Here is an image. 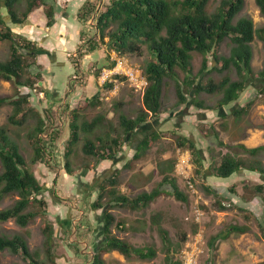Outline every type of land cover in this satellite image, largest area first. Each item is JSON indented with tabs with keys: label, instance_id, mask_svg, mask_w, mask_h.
I'll return each instance as SVG.
<instances>
[{
	"label": "rangeland",
	"instance_id": "1",
	"mask_svg": "<svg viewBox=\"0 0 264 264\" xmlns=\"http://www.w3.org/2000/svg\"><path fill=\"white\" fill-rule=\"evenodd\" d=\"M101 2L108 3V0H98L99 7ZM219 2L220 0H210L207 11H214ZM25 5L26 0H20L16 6L17 10H24ZM33 11L28 16L29 20L20 24L11 23L5 16L4 8H1L0 15H3L6 21L4 24L10 27L15 36L34 41L40 49L35 64H31L24 74L27 76L39 71L41 80L37 85L40 87H16L12 82L0 79V95L12 97L16 93L27 94L32 109L39 112L47 124L58 128L60 132L47 161L33 163L31 162L34 155L33 139H30L29 135L36 125V120L28 117L23 124L14 125L7 122V117L12 111L11 105L5 104L0 107V125L6 124L8 134L19 145L29 168L43 184V190L38 196L43 198L46 204L45 212L35 216L24 227L17 225L13 219L0 222V232L7 235L13 233L24 235L30 250L38 253L37 258L43 264H52L42 249L41 226L49 222L54 229L55 264L89 263L94 251L91 242L94 243L102 236L99 233L100 219L94 223L89 218V213L92 211L91 202L100 192L99 185L103 184L105 187L101 200L103 204L107 203V191L111 188L130 197L143 190L150 191L158 186L162 179L158 168L163 167L165 163L159 157L166 153L169 157L167 159H175L176 163L178 147L175 140L177 135H182L194 141L201 157V163L195 165L190 158L189 150L180 148V151L190 158L189 179L196 188V193L189 192L186 179L174 170L176 182L180 189L188 195L186 202L177 200L171 194L170 187L163 185L162 194L145 206L130 209L114 205L110 208L115 220L122 224L121 228H118L114 223L111 226V234L135 248L152 247L155 255L152 258H140L133 252L125 256L117 250H112L102 253L104 264H170L168 257L173 260L181 259L185 244L194 241L197 234L204 244V252L199 255L198 264H264V204L260 202L253 190L254 183L262 181L261 176L258 173L253 174L252 171L245 174L243 170L247 169L242 168L240 172L233 173L231 178L223 179L213 176L212 171V166L219 162L220 155L225 152L244 159L246 163L252 158H257L264 166V152L252 157L238 146L242 144L238 141L246 136L249 128L253 132L251 133L253 141L246 147L264 143V80H248L239 97L224 105L222 112H219L218 107L213 112L207 109L199 112L192 104L176 106L175 81L177 79L181 81L184 77V72L176 68V77L166 78L167 83L163 84L161 112L158 117L148 116L147 121L132 132L129 139L122 141L114 157L117 159L93 172L90 169L94 166L90 164L98 163L100 160L83 153L84 139L90 138L98 144L95 140L96 135L108 133L111 137L122 136L119 115L123 113L128 117H135L140 109H143V93L133 91L124 79L118 80V87L115 91L99 85L95 71L105 66L106 62L108 63L107 57L111 52L104 44H100L99 48L92 53V57L79 55L75 45L74 51L77 54L72 55L73 49L68 47L70 57L61 56L65 59L66 65L62 68L58 67L54 52H48L41 45L44 41L43 5L34 8ZM241 16L250 17L255 28L264 25V15L260 14L255 0H244L243 8L237 14L236 19ZM88 22L93 24L95 19L91 17ZM4 24L0 23V31L5 30ZM39 25L41 28L38 31ZM57 27L58 23L54 28ZM86 31L84 34L89 37L92 31L89 29ZM53 33L52 31L51 34ZM9 43L8 40L0 41V60L9 58ZM250 44L252 48L251 65L255 74L262 66L264 50L257 36H254ZM230 47L231 41L229 37H226L218 44L216 54L227 56ZM125 56L130 65L139 66L143 71L146 63L153 59L145 44L141 45L140 54L130 53ZM206 58L209 68L215 65L211 53L206 54ZM202 59L201 53H192L193 75H196L200 69ZM74 62L80 63V67L78 68ZM224 74L231 79L238 78L235 69L231 66L228 70L201 73L200 78L203 83H206L208 78L218 82ZM78 76L80 77L77 78ZM86 85H91L89 86L91 88H87ZM95 87L99 94L94 92ZM99 88L101 91L98 90ZM188 91L187 101H191L193 94L190 93V89ZM220 96V92H200L195 95L207 106L215 105ZM94 98L97 101L92 103ZM250 99L253 104L249 111L242 114L240 120L235 121L232 109L244 105ZM74 110H78L77 123L91 120L99 114H103L104 119L93 132L79 131V140L72 145V152L67 158L70 169V173H67L63 152L67 145L69 123ZM184 119L186 122L183 121ZM152 131L160 132L161 138L153 142L139 159H132L137 144L143 136ZM42 136L46 135L42 134ZM220 141L222 144L219 143ZM196 170H200L201 173H196ZM113 174H116V183L109 185L106 180ZM207 185L212 186L216 195L206 191L204 186ZM231 187L234 191L230 190ZM16 198L18 196L15 194L5 196L0 202V209L11 205ZM216 201H221L230 207L219 210ZM196 208L201 212L198 219L195 217ZM97 211L101 213V209ZM230 224L245 225L247 231L244 233L227 232ZM95 225L100 226L94 231ZM162 229L167 231L169 244L162 239ZM211 237L216 238L210 245ZM77 240H82V242H76ZM74 242L78 246L69 244ZM82 247L84 248L81 252ZM76 248L80 249L79 252ZM0 264H28V261L21 254H12L4 250L0 251Z\"/></svg>",
	"mask_w": 264,
	"mask_h": 264
},
{
	"label": "trees",
	"instance_id": "2",
	"mask_svg": "<svg viewBox=\"0 0 264 264\" xmlns=\"http://www.w3.org/2000/svg\"><path fill=\"white\" fill-rule=\"evenodd\" d=\"M19 1L0 0V10L1 8L6 10L5 16L13 24L23 23L28 19L34 8L46 3V0H26L24 10L18 11L16 6ZM209 1L108 0V3L101 2L99 7L98 0H85L80 5L77 11V19L81 24H87V28L92 31V34L89 37H85L83 45L78 49L79 55L93 53L99 48L100 44H104L109 50H114L121 54H140L141 45L145 44L153 57L144 66V74L148 85L142 94L143 109H140L133 118L123 113L119 115L122 136L111 137L108 133L96 135L95 140L98 144L86 137L82 145L83 153L94 156L98 160L114 158L122 141L127 140L126 138L129 139L132 132L147 121L148 116L158 117L161 112L163 84L167 83L166 78L176 77V68L184 72L183 79L175 81L176 106L192 104L196 108L201 109L221 108L239 97L248 80H264V59L261 68L254 74L251 65L252 48L250 44L254 36H257L262 42L264 50V25L255 28L252 19L248 16H241L236 19L237 14L243 8L244 0H220L218 6L212 12L207 11ZM255 3L259 8L260 14L264 15V0H255ZM45 15L47 17L46 25L51 26L53 21L52 8L46 10ZM0 16V23H6L3 15L1 14ZM91 17L95 19V23L88 24L87 22ZM5 26V30L0 31V41L8 40L10 42V55L9 58L0 60V79L10 81L16 87L35 88L37 86L39 88L40 86L37 85L41 80L39 71L27 76H24V74L31 64H35L34 62L40 49L34 41L15 36L10 27L7 24ZM226 37H229L231 41L229 54L227 56L217 55L216 48ZM193 52L203 55L201 67L196 75L192 74L191 59ZM209 53L213 56L215 63L210 68L207 66L206 58V54ZM112 64V62H108L105 65L111 66ZM230 66L235 69L238 75L237 79H231L227 74H224L218 82L212 78H208L206 83L201 81V73L228 70ZM99 71L100 68L96 69V76ZM120 79L122 78L120 77ZM107 86L110 87L111 85ZM188 89L193 94L191 101H187ZM200 92H220L221 96L215 105L207 106L203 100L195 97ZM94 101H97L96 98L92 99V103ZM5 104L12 107V111L7 117V122L21 125L26 122L28 117L36 120V125L32 128L29 135L30 139H33L34 150L31 162L47 161V157L51 156L52 149L58 139L59 129L47 124L43 116L32 109L27 94L16 93L12 97L0 95V107ZM252 104L253 101L250 99L244 105L236 106V108L232 109L234 120H240L242 114H246ZM219 112H222V110L220 109ZM77 117L78 110L72 111L69 123V136L63 152L64 166L67 173H70L67 158L72 152V145L79 140V131L84 133L93 132L102 124L104 119V115L99 114L91 120H83L77 123ZM42 134L46 136L44 137ZM160 138L161 134L158 131H152L148 135L143 136L135 148L132 159H139L144 154V151ZM175 141L179 149L189 150L193 164L201 163L199 151L192 139L177 135ZM219 143L222 144V141ZM238 146L252 157L264 152V143L254 147H246L243 144ZM163 161L165 163L164 166L158 168V172L162 174V179L158 186L150 191L143 190L130 197L115 188H111L107 191V203L103 204L101 200L105 187L103 184L99 185L100 192L90 206L91 210L101 209L99 219L101 221L100 235L102 236L94 243L91 242L94 251L87 264H104L102 253L112 250H117L125 256L133 252L140 258H152L155 255V250L152 247L135 248L111 234V226L114 223L118 228H121L122 224L120 221L115 220L110 208H113L114 205L130 209L145 206L163 192V185L170 187L171 194L177 200L186 202L188 195L180 189L173 174L175 159ZM0 164V202L7 195L15 194L18 196L11 205L0 209V222L13 219L17 225L24 227L35 216L45 212V201L38 196L43 190V184L39 182L34 172L29 168L19 145L8 134L6 124L0 125ZM242 168L256 172L261 176L262 181L254 183L253 190L260 202L264 204V166L259 159L252 158L246 163L244 159L225 152L220 155L219 162L212 166V171L214 176L225 179ZM196 173H201V171L196 170ZM106 181L109 185H114L116 183V174L111 175ZM204 188L207 192L216 193L210 185L204 186ZM230 190L234 191L233 187ZM216 203L219 210L230 207V205H225L221 201H216ZM246 231L247 226L237 224H230L227 229V232L235 233H244ZM41 232L43 234L42 249L47 259L52 264H55L53 225L45 222L41 226ZM161 234L163 241L169 244L167 231L162 229ZM215 238L211 237L210 245ZM76 242L69 244L75 246ZM4 250L12 254H21L28 261V264H43L37 258L38 253L30 250L27 239L22 234L13 233L12 235H7L0 232V251ZM79 250L76 248V251L79 252ZM168 261L170 264L181 263L180 259L173 260L169 257Z\"/></svg>",
	"mask_w": 264,
	"mask_h": 264
},
{
	"label": "crops",
	"instance_id": "3",
	"mask_svg": "<svg viewBox=\"0 0 264 264\" xmlns=\"http://www.w3.org/2000/svg\"><path fill=\"white\" fill-rule=\"evenodd\" d=\"M84 1L85 0H55V2H54V0H49V1L46 0V3L43 5V40L44 41H43V44H41V45H43V49L47 50L48 52H50V53L54 52V57L56 59L57 64H59L58 67H60V68L65 67V65H66V61L64 59L65 58L64 56L70 57V55L68 56V53H69L68 47H71L73 49V52L71 51L72 55L73 54L76 55L77 53H75V51H74V45L76 46V49L77 48L80 49L84 43L83 41H84L86 36H85V34H83V32L88 30V28H87L88 26H87V24H81L77 19V11H78L80 5ZM50 8H52V12H53V16H52L53 21H52L51 26H47L46 25L47 17L45 15V11L48 9L50 10ZM29 18H28V20H29ZM30 20L33 21V19H30ZM56 23H58V27L54 28L56 26ZM87 23L90 24L89 22H87ZM40 28L41 27L39 25L37 27V30L39 31ZM51 30L54 32L53 34H51V32H52ZM35 31H36V29H35ZM61 56H63L64 58ZM84 56L92 57V53L86 54ZM69 64L71 65L70 62H69ZM74 64L78 68L80 67V63L74 62ZM79 77L80 76H78L77 78H79ZM89 86H91V85H89ZM89 86L86 85V87L90 89L91 87H89ZM98 87H99V85L97 86V88ZM97 88L95 87L94 92H96ZM98 90L101 91L100 88ZM96 94H99L98 91L96 92ZM222 107L219 108L218 110L219 111H220V109L224 110V109H222ZM197 109L199 110V112H204V109H201V108H197ZM207 110H209L210 112L214 111V109H207ZM183 121L186 122V119H184ZM250 130L251 129L249 128L246 131V136L241 138L238 141V143H242L245 146H248L247 144L252 143L253 140L251 139V133H253V132H252V130L251 131ZM261 144H263V143H261ZM161 156L159 157V159H161V161L169 158V157H167L166 153L161 154ZM116 159L117 158H112L111 160L106 159V160H100V162H98V163H91L90 166L93 165L94 168H91L90 171L94 172L95 170H100V168H102V166L110 164L109 162L113 163V161ZM243 171H245V174L247 172H249V173L251 172L249 170H243ZM237 172H240V171H237ZM253 174L256 175L257 173L253 172ZM231 176L229 178H231ZM99 214H100L99 211L92 210L89 213V218L92 220L91 222L96 223L97 219H99ZM90 225H91V223H90ZM99 226L95 225L94 231L96 230L95 228H98ZM92 233H93V231L90 233V235ZM99 233H100V231H99ZM77 241L80 243L82 242V240L81 241L77 240ZM83 248L84 247L81 248V252H82Z\"/></svg>",
	"mask_w": 264,
	"mask_h": 264
},
{
	"label": "built area",
	"instance_id": "4",
	"mask_svg": "<svg viewBox=\"0 0 264 264\" xmlns=\"http://www.w3.org/2000/svg\"><path fill=\"white\" fill-rule=\"evenodd\" d=\"M108 62H112L113 64L111 66H103L98 73L97 80L100 86L108 87L107 85H111L108 90L115 91L118 87L117 82L121 77L128 82L133 91L138 93L144 92L148 85L144 71L139 66L130 65L125 54L112 50L108 55ZM177 152L178 158L175 163V171L186 179L185 182L189 192L195 194L197 190L189 179L191 169L190 158L186 157L187 154L181 152L179 148ZM195 212V217L198 219L201 212L198 208L195 209ZM203 250L204 244L201 242L199 234H197L194 241L185 244L181 253L180 264H198V257L204 252Z\"/></svg>",
	"mask_w": 264,
	"mask_h": 264
},
{
	"label": "bare ground",
	"instance_id": "5",
	"mask_svg": "<svg viewBox=\"0 0 264 264\" xmlns=\"http://www.w3.org/2000/svg\"><path fill=\"white\" fill-rule=\"evenodd\" d=\"M107 63V62H106Z\"/></svg>",
	"mask_w": 264,
	"mask_h": 264
}]
</instances>
